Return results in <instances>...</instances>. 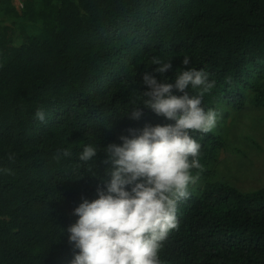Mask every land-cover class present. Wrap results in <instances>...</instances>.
I'll return each instance as SVG.
<instances>
[{"label": "trees", "instance_id": "obj_1", "mask_svg": "<svg viewBox=\"0 0 264 264\" xmlns=\"http://www.w3.org/2000/svg\"><path fill=\"white\" fill-rule=\"evenodd\" d=\"M20 2L0 0V264H69L73 209L96 198L107 167L98 152L92 175L77 153L89 141L119 143L129 128L174 123L142 104L139 120L125 112L147 90L143 74L159 78L155 59L171 58L178 72L184 55L215 80L204 106L220 117L213 132L193 133L203 167L192 169L160 258L264 264V178L242 184L232 174L249 169V148L264 159V0ZM248 107L255 121L239 117Z\"/></svg>", "mask_w": 264, "mask_h": 264}, {"label": "clouds", "instance_id": "obj_2", "mask_svg": "<svg viewBox=\"0 0 264 264\" xmlns=\"http://www.w3.org/2000/svg\"><path fill=\"white\" fill-rule=\"evenodd\" d=\"M181 64L184 67L177 72L171 58L155 59L151 65H156L159 78L145 72L147 90L139 92L140 102L125 112L139 120L142 111L137 105L142 104L174 123L129 128L119 136V143L101 149L97 141H89L77 153L80 169H90L92 175L98 152H104L102 163L107 167L96 198H82L73 209L77 219L66 229L74 250L69 264H164L160 251L179 226L178 205L187 199L196 179L192 169L203 167L202 145L193 133L213 132L220 117L216 108L204 106V96L216 83L211 74L192 66L188 55ZM170 71L171 77L165 75ZM173 89L182 94L174 95ZM34 116L46 122L44 108ZM63 156L70 158L72 152L65 149Z\"/></svg>", "mask_w": 264, "mask_h": 264}, {"label": "rangeland", "instance_id": "obj_3", "mask_svg": "<svg viewBox=\"0 0 264 264\" xmlns=\"http://www.w3.org/2000/svg\"><path fill=\"white\" fill-rule=\"evenodd\" d=\"M13 2L15 3L16 7H20V3L19 0H13ZM239 117L242 118L244 121H255L257 117H255V111L253 108L248 107L246 109H244L243 111H241L239 113ZM253 148H249L248 149V153L250 152V156L247 158L248 162H249V169H253L255 170V173L253 172L252 174L248 171V170H239V171H235L232 174L235 176H238L240 179L239 181L242 184H249V182H251L253 180V177H259L261 176L262 178H264V168H262V165H264V159L260 156H255L254 154H256L255 152L257 151H253ZM246 158V157H245ZM244 158V159H245ZM245 160V161H247ZM244 167H247V165H245Z\"/></svg>", "mask_w": 264, "mask_h": 264}, {"label": "crops", "instance_id": "obj_4", "mask_svg": "<svg viewBox=\"0 0 264 264\" xmlns=\"http://www.w3.org/2000/svg\"><path fill=\"white\" fill-rule=\"evenodd\" d=\"M19 3H20V5H21V2H20V0H19ZM13 4L15 5V3L13 2ZM16 6V5H15Z\"/></svg>", "mask_w": 264, "mask_h": 264}]
</instances>
